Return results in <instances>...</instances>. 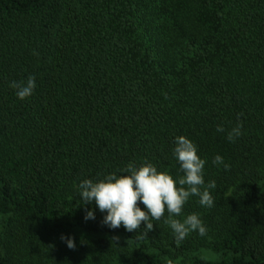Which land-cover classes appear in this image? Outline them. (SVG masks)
Here are the masks:
<instances>
[{
	"label": "trees",
	"instance_id": "1",
	"mask_svg": "<svg viewBox=\"0 0 264 264\" xmlns=\"http://www.w3.org/2000/svg\"><path fill=\"white\" fill-rule=\"evenodd\" d=\"M180 135L216 188L176 218L205 236L178 244L167 212L109 229L82 203L80 180L130 162L183 175ZM0 264H264V0H0Z\"/></svg>",
	"mask_w": 264,
	"mask_h": 264
},
{
	"label": "clouds",
	"instance_id": "2",
	"mask_svg": "<svg viewBox=\"0 0 264 264\" xmlns=\"http://www.w3.org/2000/svg\"><path fill=\"white\" fill-rule=\"evenodd\" d=\"M9 87L14 89L19 100H25L33 95L37 87L36 77L29 74L26 79L10 81ZM242 127L241 123H237L227 131V140L235 142L242 135ZM216 131L225 132V129L217 125ZM172 151L183 175L173 177L167 170H158L152 162L139 166L130 162L120 174L110 172L95 181L88 178L80 180L77 188L82 203L94 202L96 209L104 213L102 223L109 229L123 226L126 231L135 232L143 224L148 231L153 228V221L160 220L167 212L164 222L170 226L178 244L192 232L205 236L207 228L198 214H188L183 220L176 217L182 214L184 205L193 196L199 197L201 206L212 207L214 198L209 190L215 189L216 183L210 180L205 185L207 161L198 155L197 145L192 140L183 135L176 136ZM212 164L222 166L225 171L230 168L220 154L214 156ZM85 219H95L91 208L86 211ZM62 239L68 248L75 247L70 236Z\"/></svg>",
	"mask_w": 264,
	"mask_h": 264
}]
</instances>
